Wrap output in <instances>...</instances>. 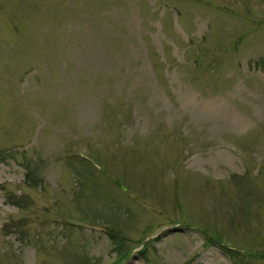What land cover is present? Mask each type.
Wrapping results in <instances>:
<instances>
[{
  "label": "rangeland",
  "instance_id": "rangeland-1",
  "mask_svg": "<svg viewBox=\"0 0 264 264\" xmlns=\"http://www.w3.org/2000/svg\"><path fill=\"white\" fill-rule=\"evenodd\" d=\"M0 264H264V0H0Z\"/></svg>",
  "mask_w": 264,
  "mask_h": 264
}]
</instances>
